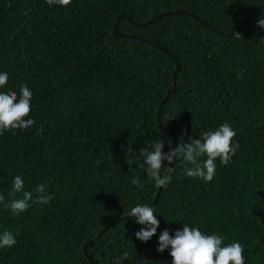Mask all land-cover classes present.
Instances as JSON below:
<instances>
[{
    "label": "trees",
    "instance_id": "1",
    "mask_svg": "<svg viewBox=\"0 0 264 264\" xmlns=\"http://www.w3.org/2000/svg\"><path fill=\"white\" fill-rule=\"evenodd\" d=\"M167 11L186 13L144 27L120 22L122 33L163 47L180 64L161 127L176 60L113 30L122 15L144 23ZM262 14L264 0H73L67 8L0 0V71L9 73L2 90L19 95L27 85L35 119L30 129L0 135V193L7 197L19 174L28 190L45 183L54 193L20 216L0 207V230L18 240L0 249V264H115L123 251L125 264H171L168 250L157 251L158 235L183 223L240 241L246 264H264ZM224 122L240 144L232 161L217 159L216 176L205 182L185 177L177 160L158 198L160 187L139 167L148 140L167 143L170 133L175 147L182 130L185 140L199 138ZM157 198L160 227L145 243L134 235L140 225L123 217Z\"/></svg>",
    "mask_w": 264,
    "mask_h": 264
},
{
    "label": "clouds",
    "instance_id": "2",
    "mask_svg": "<svg viewBox=\"0 0 264 264\" xmlns=\"http://www.w3.org/2000/svg\"><path fill=\"white\" fill-rule=\"evenodd\" d=\"M72 2L73 0H46L50 7L59 5L67 8ZM257 24L264 28V14ZM234 36L239 38V32ZM238 75L242 78L243 74ZM8 82L9 73L0 71V135L17 129L24 131L35 124V119L30 115L34 92L27 85L20 86L19 95L15 91H3ZM186 134L185 130L181 131L175 147H171L169 140L167 143L160 138L148 140V150L143 154L144 160L139 167L155 181L157 187L166 188L172 182L173 173L176 172L172 165L177 160L183 166L182 174L185 177L211 182L217 173V159L221 165L226 166L240 148L239 142L234 139L236 130L228 122L220 124L215 130L203 131L199 138L188 135L185 140ZM166 144L170 151L165 150ZM126 162L130 169L136 163L133 158L126 159ZM132 183L143 190L144 185L139 178H134ZM25 184L23 174L15 175L7 197L0 193V207L10 211L13 216H20L33 204L43 206L54 199V193L48 192L47 184L37 185L34 191L28 190ZM127 216L140 225L134 233L136 239L147 243L157 235L160 220L154 206L137 203L127 212ZM225 240V235L208 233L194 224L183 223L182 228L175 229L174 232L165 228L158 235L157 251L163 253L168 250L172 258L171 264H246L245 246L238 240L230 243H225ZM17 243L16 233L7 229L0 230V249H10ZM129 256L128 251H123L116 258L115 264H125Z\"/></svg>",
    "mask_w": 264,
    "mask_h": 264
},
{
    "label": "water",
    "instance_id": "3",
    "mask_svg": "<svg viewBox=\"0 0 264 264\" xmlns=\"http://www.w3.org/2000/svg\"><path fill=\"white\" fill-rule=\"evenodd\" d=\"M177 13H186V12H182V11H167V12H165V13H163V14H160V15H157V16L153 17L151 20H149L148 22H144V23L136 22L135 20L131 19L130 17H128V16H126V15H122V16H120L119 19H118V22H117V24H116V26H115V28H114V30H113V34H114V36L117 37V38H136V39L144 40V41H146V42H149V43L153 44V45L156 46V47H159L160 49L165 50L163 47H161V46H159V45H157V44H155V43H153V42H151V41H149V40H147V39H143V38H141V37H139V36H135V35H129V34H124V33H122V32L120 31V22H121V20H122L123 18H126V19H128L129 21H131L133 24H135V25H137V26H139V27H144V26H147V25H149L150 23H152V22L156 21L157 19H160V18H162V17H164V16L171 15V14H177ZM194 17H195L196 20H198L199 22H201V23H202L203 25H205L206 27H209L210 29H212V30H214L215 32H218V33H219V31H218L217 29H215L210 23L201 20V19L198 18L197 16H194ZM165 51H167V50H165ZM167 52H168V51H167ZM168 54L171 55L173 58H175L176 63H177V67H176V70H175V72H174V75H173V78H172V81H171V86H170V88H169L168 94L166 95V97H165L164 100L162 101V103H161V107H160V109H159V118H158V120H159V125H160L161 127H162V123H161V120H160V111H161V109H162L164 103L168 100V98H169L172 94H174V93L176 92L177 73H178V71H179V69H180V64H179L178 60L176 59V57H175L172 53H170V52H168ZM168 135H169V137H170L171 147H173V146H174L173 138L171 137L170 133H168ZM170 150H171V149H169V151H170ZM161 191H162V188L160 187V191H159V194H158V198H159V196L161 195ZM158 198L155 200V202H154L151 206H154V205L156 204V202L158 201ZM126 217H128V216L126 215V216H124L123 218H126ZM123 218H121V219H123ZM106 229H107V227L103 230V232H104ZM103 232L100 234V236L103 234ZM98 237H99V236H98ZM98 237H97V238H98ZM97 238H96V239H97Z\"/></svg>",
    "mask_w": 264,
    "mask_h": 264
}]
</instances>
